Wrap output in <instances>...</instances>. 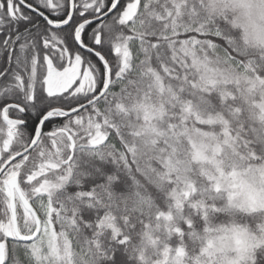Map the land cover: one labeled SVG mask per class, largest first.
Listing matches in <instances>:
<instances>
[{"label": "snow or ice", "instance_id": "1", "mask_svg": "<svg viewBox=\"0 0 264 264\" xmlns=\"http://www.w3.org/2000/svg\"><path fill=\"white\" fill-rule=\"evenodd\" d=\"M0 264H264V0H0Z\"/></svg>", "mask_w": 264, "mask_h": 264}]
</instances>
